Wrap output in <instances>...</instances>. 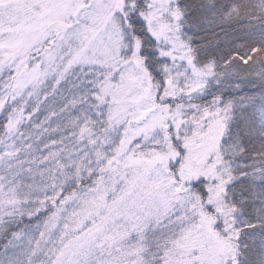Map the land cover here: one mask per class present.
Segmentation results:
<instances>
[{"label": "snow or ice", "instance_id": "1", "mask_svg": "<svg viewBox=\"0 0 264 264\" xmlns=\"http://www.w3.org/2000/svg\"><path fill=\"white\" fill-rule=\"evenodd\" d=\"M0 264H264V0H0Z\"/></svg>", "mask_w": 264, "mask_h": 264}]
</instances>
